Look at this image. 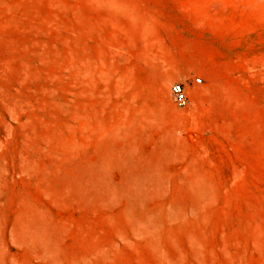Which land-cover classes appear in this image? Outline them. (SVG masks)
I'll list each match as a JSON object with an SVG mask.
<instances>
[{
  "label": "rangeland",
  "instance_id": "rangeland-1",
  "mask_svg": "<svg viewBox=\"0 0 264 264\" xmlns=\"http://www.w3.org/2000/svg\"><path fill=\"white\" fill-rule=\"evenodd\" d=\"M0 264H264V0H0Z\"/></svg>",
  "mask_w": 264,
  "mask_h": 264
},
{
  "label": "built area",
  "instance_id": "built-area-1",
  "mask_svg": "<svg viewBox=\"0 0 264 264\" xmlns=\"http://www.w3.org/2000/svg\"><path fill=\"white\" fill-rule=\"evenodd\" d=\"M197 82L201 83L200 79H197ZM172 92L175 97V101L179 107H184L186 106L188 102V98L186 95V91L183 87V85L176 84L172 87Z\"/></svg>",
  "mask_w": 264,
  "mask_h": 264
}]
</instances>
